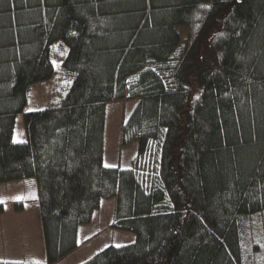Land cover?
Wrapping results in <instances>:
<instances>
[{
    "label": "trees",
    "instance_id": "obj_1",
    "mask_svg": "<svg viewBox=\"0 0 264 264\" xmlns=\"http://www.w3.org/2000/svg\"><path fill=\"white\" fill-rule=\"evenodd\" d=\"M127 99L137 153L108 165L107 104ZM31 176L46 259L0 264L61 261L103 197L136 237L79 264H264V0H0V183Z\"/></svg>",
    "mask_w": 264,
    "mask_h": 264
},
{
    "label": "rangeland",
    "instance_id": "obj_2",
    "mask_svg": "<svg viewBox=\"0 0 264 264\" xmlns=\"http://www.w3.org/2000/svg\"><path fill=\"white\" fill-rule=\"evenodd\" d=\"M207 6L201 8L199 18L205 13ZM178 29L181 32L182 38L186 35V28L179 26ZM51 82H47L44 85L33 86L30 92L29 100L25 107L26 110L40 109L47 103L50 93ZM137 99H127L111 101L107 104V117L104 132V162L108 165H121L131 166L133 165L134 156L137 153V141L133 140L127 144H121L120 142V129L121 123L136 106ZM25 139V127L22 121V115L19 114L16 119L14 140L21 141ZM38 190L35 177L23 178V180H12L0 183V201L5 202L4 207H7V212L4 215H8L12 212V209H16L13 201L15 199H24L23 204L20 206L25 207V213H22L18 217H25L30 214L38 205L37 201ZM17 210V209H16ZM115 210V198L103 197L101 205L94 212V216L88 224H83L81 234L79 237L80 248L64 261H59L58 264H79L86 258H88L95 251L110 244H124L131 242L135 239L136 234L130 230L115 228L111 226V221L114 217ZM1 216V219L5 221H14L13 217ZM23 220H21L22 222ZM19 225V218L16 220ZM16 243L18 246L24 245L26 242L23 236L20 226L16 230ZM6 240V239H4ZM14 242V241H13ZM15 243V242H14ZM9 245V244H8ZM43 249V255H39V248ZM37 246V253L33 256L40 258L42 261L46 259L45 243L44 239L39 235L34 237L33 247ZM42 256V257H41ZM26 258H29L26 257ZM66 258V257H65ZM38 259V260H40ZM40 260V261H41Z\"/></svg>",
    "mask_w": 264,
    "mask_h": 264
},
{
    "label": "crops",
    "instance_id": "obj_3",
    "mask_svg": "<svg viewBox=\"0 0 264 264\" xmlns=\"http://www.w3.org/2000/svg\"><path fill=\"white\" fill-rule=\"evenodd\" d=\"M18 180H23V179H18ZM11 210L12 212L8 215L13 217L14 221H9V222L5 221V219L4 220L1 219V216L7 212V207H4V210L0 212V259H8V260L40 259L37 258L36 256H33L35 253H37V249H36L37 246L33 247L34 237L39 235L41 239L43 238L41 217H40L38 205H36L35 209L25 217H18L22 213H25L24 206L22 207L21 210H16L12 208ZM8 215H4V217H7ZM18 218L20 220L19 225H17L16 222ZM21 220L23 221L21 222ZM19 226H20V230H22L23 232V236L26 239V242L23 246L22 245L18 246L15 241L17 236L16 230H18ZM83 226L84 225L81 224L79 227V237ZM42 248L43 247L41 245V248H39V255H43ZM79 248L77 250H79ZM74 252L69 254V256L70 255L72 256ZM28 256L29 258H26ZM69 256H66V258L62 259V261L67 259Z\"/></svg>",
    "mask_w": 264,
    "mask_h": 264
},
{
    "label": "snow or ice",
    "instance_id": "obj_4",
    "mask_svg": "<svg viewBox=\"0 0 264 264\" xmlns=\"http://www.w3.org/2000/svg\"><path fill=\"white\" fill-rule=\"evenodd\" d=\"M16 142H17V143H22L23 141H19V140H17Z\"/></svg>",
    "mask_w": 264,
    "mask_h": 264
}]
</instances>
